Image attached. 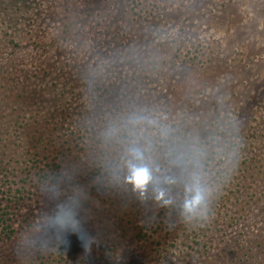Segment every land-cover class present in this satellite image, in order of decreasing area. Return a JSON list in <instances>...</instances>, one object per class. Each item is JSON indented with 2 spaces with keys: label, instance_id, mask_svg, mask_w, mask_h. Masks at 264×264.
I'll return each mask as SVG.
<instances>
[{
  "label": "rangeland",
  "instance_id": "obj_1",
  "mask_svg": "<svg viewBox=\"0 0 264 264\" xmlns=\"http://www.w3.org/2000/svg\"><path fill=\"white\" fill-rule=\"evenodd\" d=\"M0 164V264H260L264 0H0Z\"/></svg>",
  "mask_w": 264,
  "mask_h": 264
},
{
  "label": "trees",
  "instance_id": "obj_2",
  "mask_svg": "<svg viewBox=\"0 0 264 264\" xmlns=\"http://www.w3.org/2000/svg\"><path fill=\"white\" fill-rule=\"evenodd\" d=\"M32 162H33V160H32ZM45 165H47V167H49V168H48L47 171H44L42 173L37 171L38 175L40 176L39 178L45 179V181H48V182H56L58 180V176H59V173H60V171H59L60 163L58 161H56V160H52V161L47 162ZM0 168L3 169L4 166H2L0 164ZM1 212L2 213H0V218H1L2 226H1L0 230H1V232L3 234H6L7 236H9L8 235V231L12 232L13 228L11 227V225L9 223L5 222L6 219H7V221L9 220V217L6 216L8 214V212L5 211V210L1 211ZM138 234L140 236H143V237L145 235L144 233H141L140 231L138 232ZM259 262H260V264H264V250L261 253V259H260Z\"/></svg>",
  "mask_w": 264,
  "mask_h": 264
},
{
  "label": "clouds",
  "instance_id": "obj_3",
  "mask_svg": "<svg viewBox=\"0 0 264 264\" xmlns=\"http://www.w3.org/2000/svg\"><path fill=\"white\" fill-rule=\"evenodd\" d=\"M147 180V176L145 172L141 171L135 174V182L138 186H142ZM200 203V198L197 197L193 201V205H198ZM102 247L100 244H92V249L95 248L97 250V254L99 253V249ZM92 249H89V251H92Z\"/></svg>",
  "mask_w": 264,
  "mask_h": 264
}]
</instances>
